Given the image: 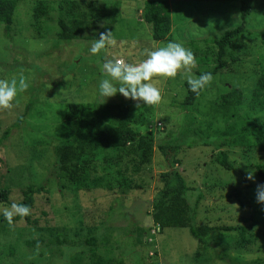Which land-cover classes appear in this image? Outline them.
I'll return each mask as SVG.
<instances>
[{"label":"rangeland","instance_id":"obj_1","mask_svg":"<svg viewBox=\"0 0 264 264\" xmlns=\"http://www.w3.org/2000/svg\"><path fill=\"white\" fill-rule=\"evenodd\" d=\"M43 1L49 10L40 20L33 18L36 0H18L12 24L5 27L0 22V80L15 78L18 82L23 77L29 84L11 108L0 109V188L10 190L0 210L18 203L28 184H43L45 189L34 195L31 219L40 227L62 229L65 242H49L47 231L40 234L23 219L14 217L10 226L0 217V264H99V258H122L125 264H264V202L257 200V186L264 185V178L255 169L264 164V152L257 149L253 137L243 145L223 146L221 150L232 165L229 170L215 161V145L202 142L229 126L244 124L248 117L264 122V109L251 111L248 107L253 101L251 91L264 75V0L253 1L246 21L248 29L263 34L236 42L232 50L235 61L225 58L228 66L213 76L189 111L181 106L186 88L179 74L175 79L153 78L151 82L162 92V100L155 106L141 102L138 107V102L120 93L107 99L100 96L98 82L107 78L100 71L103 59L107 55L139 63L146 58L141 55L146 49L175 41L193 51L197 65L191 74L198 77L199 72L217 65L215 39L240 23V0H167L172 27L170 36L162 41L152 39L144 21L147 0H118L120 13L111 31L116 44L95 56L90 54L92 40L58 38L57 4L66 1L65 6L72 5L68 17L80 26L81 35L88 37L105 21L96 22L95 15L104 14L117 0ZM233 86L240 87L248 100L241 107L224 109L218 98ZM29 101L32 105L19 127L11 128L1 139ZM120 101L129 104L130 114L142 115L143 125L134 127L154 141L149 165L137 175L127 167L126 175L141 189H129L123 196L103 186L77 190L54 165L53 145L63 134L67 104ZM167 144L179 145L175 156L169 153L177 164L159 151L158 146ZM122 168L125 170L124 165ZM171 168L178 170L191 188L186 194L190 204L201 196L196 225L242 228L244 240L240 230L214 231L208 245L202 246L188 228L159 230L152 223L148 202L160 185L159 174ZM98 169L105 182L116 188L115 181L109 179L116 168ZM90 237L96 239L93 246L86 243Z\"/></svg>","mask_w":264,"mask_h":264},{"label":"trees","instance_id":"obj_2","mask_svg":"<svg viewBox=\"0 0 264 264\" xmlns=\"http://www.w3.org/2000/svg\"><path fill=\"white\" fill-rule=\"evenodd\" d=\"M254 0H240L239 19L240 23L230 29H226L215 39L217 45V65L210 70L199 72H210L216 75L222 69L228 66L225 59L235 61L232 56L236 42L243 38L257 34H263L261 31H253L247 28V18ZM66 1H60L57 4L58 20L60 27L58 38L62 41L89 39L95 41L100 33L112 31L117 22L120 13V2L114 1L104 14H96L95 21L99 22L105 19L97 33L92 36L83 37L80 26L75 24L68 16L71 14V4L66 5ZM18 0H0V22L9 27L12 24L14 10ZM48 4L43 0H36L33 8V18L35 21L46 17L48 14ZM144 21L150 27L151 37L154 41L167 39L171 33V11L167 0H147L143 7ZM67 19L70 23L67 22ZM231 52L229 53V51ZM186 96L181 106L189 111L196 98L199 95L188 91L186 82ZM264 75L257 81L254 90L251 91L253 101L249 102V109L254 111L258 108L264 109ZM248 99H245L243 90L238 86H233L223 92L219 98V105L224 109L238 108L244 105ZM32 101L26 104L24 112L18 117L11 127H8L1 139L6 138L11 128L19 127L22 119L28 112ZM130 106L126 101L117 103L95 102V103H76L67 104V115L62 124L63 134L56 139L53 145V154L55 159V168L64 175L68 184L77 190H88L89 188L103 186L109 191L116 189V193L122 196L129 189H141V185L134 184L132 178L126 175L127 167H131V173L137 175L140 169L150 164L154 141L148 135L142 134L134 125H143L144 119L141 114H130ZM249 137H253L254 143L259 151L264 152V122H258L256 119L248 117V120L238 126H229L226 130L220 132L215 138H203L204 145L214 144L217 151L215 161L225 169H231L232 165L228 160L227 153L221 150L223 146H237L246 144ZM199 138V137H198ZM190 143L187 144L188 147ZM159 151L166 159L172 152L175 156L179 150L178 144H167L158 146ZM171 163L177 164L176 158H172ZM125 166V170L122 168ZM102 171L114 170V177L110 176V181H115V186L110 187L109 181L105 182V177L99 173ZM257 175L264 178V164L255 166ZM125 173H124V172ZM159 186L154 189L152 199L150 200L151 220L159 230L167 227L188 228L190 235L202 246L208 245V238L214 231L240 230L241 238L243 229L224 226L196 225L195 218L198 210L200 195L192 204L186 198L187 192L191 190L187 185L183 175L171 168L168 171L161 172L158 176ZM44 185L28 184L22 190V199L18 203H24L32 209L34 204V195L44 190ZM10 190L7 187L0 188V203L8 201ZM238 192H236V196ZM23 219L31 225L40 234L48 232V241L56 245H63L65 240L63 230L59 228H44L36 224L31 219V214ZM144 234L147 232L143 230ZM96 239L90 237L86 239L88 245H94ZM71 259V258H70ZM99 264H125L122 258L104 259L99 258ZM73 263V261L71 262Z\"/></svg>","mask_w":264,"mask_h":264},{"label":"clouds","instance_id":"obj_3","mask_svg":"<svg viewBox=\"0 0 264 264\" xmlns=\"http://www.w3.org/2000/svg\"><path fill=\"white\" fill-rule=\"evenodd\" d=\"M116 40L111 31L100 33L99 37L91 44L90 54L95 56L109 46H114ZM142 56L146 57L139 63L129 64L116 56L108 58L105 55L101 66V74L107 78L98 82L99 95L109 98L120 93L126 99H131L144 106L158 105L162 100L161 89L151 81L154 77L175 79L179 74L186 82L188 91L199 95L209 86L213 80L210 72H203L198 77L192 75V69L196 68L197 61L193 51L180 42L169 41L166 45L146 49ZM29 87L26 79L21 77L19 81L13 78L11 81L0 80V109H8L18 96ZM251 179V174H249ZM257 200L264 202V185L257 186ZM31 209L24 203L12 202L10 207L0 210V217L11 226L14 217H27Z\"/></svg>","mask_w":264,"mask_h":264}]
</instances>
